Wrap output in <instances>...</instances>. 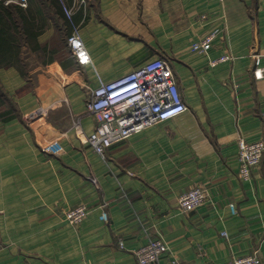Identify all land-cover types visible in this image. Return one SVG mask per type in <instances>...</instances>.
Here are the masks:
<instances>
[{
  "label": "crops",
  "instance_id": "crops-1",
  "mask_svg": "<svg viewBox=\"0 0 264 264\" xmlns=\"http://www.w3.org/2000/svg\"><path fill=\"white\" fill-rule=\"evenodd\" d=\"M26 3L10 6L15 39L0 51L17 113L0 123V264H138L134 251L159 236L157 264L246 254L264 264V152L248 180L236 160L240 137L264 141V77H252L255 54L264 64V0H85L70 19L57 0ZM74 26L86 65L67 42ZM212 33L207 51L190 49ZM156 57L187 110L101 157L82 142L97 125L85 113L91 90ZM55 139L62 153L44 152ZM194 187L208 201L183 212L178 198ZM80 204L89 211L73 225L64 213Z\"/></svg>",
  "mask_w": 264,
  "mask_h": 264
},
{
  "label": "built area",
  "instance_id": "built-area-1",
  "mask_svg": "<svg viewBox=\"0 0 264 264\" xmlns=\"http://www.w3.org/2000/svg\"><path fill=\"white\" fill-rule=\"evenodd\" d=\"M70 6L66 0H59L66 19H70L74 9L82 6L85 0H72ZM10 2V1H9ZM4 1L3 4H8ZM12 2V1H11ZM13 3V2H12ZM16 4L26 7V0H16ZM214 33L204 36L192 43L190 49L194 52L204 53L211 46ZM67 38L71 53H73L81 65L90 62L88 52L84 49L81 38L74 26ZM263 55H254L253 79L264 77V64L260 60ZM230 55H222L217 61L230 60ZM187 110V105L182 99L178 84L175 81L172 68L160 57L149 60L132 71L120 75V77L108 82H100L91 90L86 102V114L92 115L97 120V125L84 135L82 142L90 146L101 157H105L106 148L122 142L132 134L155 125L157 122L171 119ZM264 116V112L262 113ZM75 130H80L79 121L74 124ZM238 176L242 180H248L252 169L258 166L264 152V141L248 142L240 137L237 142ZM42 150L48 154L60 155L63 146L58 139L45 143ZM179 208L183 212L192 209L208 201L207 192L201 187H194L184 192L178 198ZM232 213L235 212L233 203H229ZM89 208L80 204L64 213V217L71 224H79L85 218ZM100 219L107 222L105 212ZM226 236V233L222 232ZM167 251V245L163 238L149 240L148 243L135 250L138 264H157L160 257ZM206 264H260L259 258L254 254H246L240 257H232L223 263Z\"/></svg>",
  "mask_w": 264,
  "mask_h": 264
},
{
  "label": "trees",
  "instance_id": "trees-1",
  "mask_svg": "<svg viewBox=\"0 0 264 264\" xmlns=\"http://www.w3.org/2000/svg\"><path fill=\"white\" fill-rule=\"evenodd\" d=\"M57 2L59 3L62 10L61 2H59V0H57ZM10 6L11 4L5 5L0 1V51L2 49L13 47L11 41L15 39L14 34L16 33V25L12 21L13 11ZM23 30L26 36H32L31 32L28 30L27 27ZM35 33L38 34V32L36 31ZM7 59L9 58L0 55V64H2V62L7 61ZM15 116H17L15 105L12 103L7 93H5V91L0 87V123H4L5 121H8L14 118Z\"/></svg>",
  "mask_w": 264,
  "mask_h": 264
},
{
  "label": "rangeland",
  "instance_id": "rangeland-1",
  "mask_svg": "<svg viewBox=\"0 0 264 264\" xmlns=\"http://www.w3.org/2000/svg\"><path fill=\"white\" fill-rule=\"evenodd\" d=\"M0 1H1L2 3H3L4 1H8V2L10 1L8 4H5V5H9V4H11V5L13 4V5H16V6L19 5V4H16V3H15L16 0H0ZM11 1H12L13 3H12ZM19 6H20V5H19ZM21 7H22V6H21ZM29 58H30V55H29ZM29 58H28V60H27V63H28L29 65H31L32 63H33V64L36 63V61H37V58H36V57L33 56V57H31L30 59H29ZM33 114H34V113H33Z\"/></svg>",
  "mask_w": 264,
  "mask_h": 264
}]
</instances>
